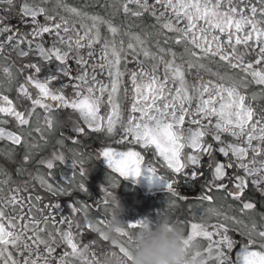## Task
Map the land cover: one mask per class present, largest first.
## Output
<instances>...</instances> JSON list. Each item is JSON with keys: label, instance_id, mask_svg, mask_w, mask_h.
<instances>
[{"label": "snow or ice", "instance_id": "6c2138e0", "mask_svg": "<svg viewBox=\"0 0 264 264\" xmlns=\"http://www.w3.org/2000/svg\"><path fill=\"white\" fill-rule=\"evenodd\" d=\"M0 5L9 13L0 16V58L11 61L0 63V141L24 149L16 173L27 177L15 183L10 173H0L6 176L0 185H14L7 193L0 187V264H72L81 245L91 248L94 261L111 247L130 260L126 244L115 245L105 235L109 197L121 177L145 174L151 182L167 181L172 198L167 208L188 200L178 190L182 182L203 180L200 221H177L189 240L206 242V264H264V211L257 208L264 199L255 198L257 193L264 198V104L257 103L264 100V0H86L82 7L67 0H0ZM97 6L111 8L109 17L86 10ZM120 13L126 20L152 22L143 28L117 24ZM204 61L221 62L231 71H212ZM52 63L62 73L41 76ZM17 73L23 76L18 84ZM253 85L259 90L249 91ZM13 90L15 99L6 94ZM69 125L74 136L62 132ZM58 129L59 147L30 170L33 149L41 147L33 133L47 145L45 132ZM91 134L110 141H102L112 170L108 186L99 204L73 199L65 215L59 211L62 198L88 195L85 165L92 156L84 140ZM15 153L13 147L6 155L14 160ZM213 192L232 202L231 212L215 206ZM209 216L214 223L204 222ZM144 223H127L122 233L127 243ZM236 233L245 238L243 248L237 247ZM86 236L93 238L85 241Z\"/></svg>", "mask_w": 264, "mask_h": 264}, {"label": "flooded vegetation", "instance_id": "af4514ba", "mask_svg": "<svg viewBox=\"0 0 264 264\" xmlns=\"http://www.w3.org/2000/svg\"><path fill=\"white\" fill-rule=\"evenodd\" d=\"M68 3L72 4L73 6L82 7L86 0H67ZM87 2L92 3L93 0H87ZM100 2L103 3H110L111 0H100ZM51 7L52 5H48ZM7 7L6 5H0V16L3 15H9V13H6L4 11V8ZM90 12H100L101 14L105 15L106 17H109V14L112 12L111 8H101L99 6L97 7H90L86 9ZM62 11V10H61ZM63 14V13H62ZM11 22L13 24L17 23L16 18L13 16ZM114 22L117 24L126 25L127 23H137L141 24V28L145 26L146 23H151L152 20L150 18H145V21L142 23L140 20H136L135 18H131L129 20H126L122 13L117 14L114 17ZM23 27L22 25H19ZM140 28H133V31H140ZM149 31L151 29H148ZM102 34L107 36L109 35L107 33L106 28H102ZM127 42V38H125ZM174 48H176L177 51H180L182 46H176L173 45ZM28 59L35 60V57H29ZM0 63H8L11 64V61H3L2 58H0ZM205 64L208 65L212 69V71H231L227 68L226 65H224L221 62L212 63L209 61H204ZM70 66L73 68V70L76 69L75 61H69ZM15 72V68L13 69ZM63 69L57 64L52 63L48 64L44 67L42 70L41 76L49 75L53 72L57 73L58 75L62 73ZM203 75H205L206 78H211L209 73L202 72ZM73 75H75V71L73 72ZM18 80L17 84L19 82L23 81V76L19 75L17 73ZM2 73H0V79H2ZM127 79V78H125ZM189 79L191 80V76H189ZM62 82L67 83L68 79L65 78L62 80ZM60 82H57L56 86L59 85ZM16 85H13V89H15ZM7 87V85H5ZM260 86L253 85L252 88L249 91H258ZM68 94H71L72 89L69 88L66 90ZM9 94L11 98L15 99L17 93L15 90ZM121 97H123V94L121 93ZM123 103V99L121 100ZM257 103L264 104V100H259ZM127 107V105H125ZM40 113L41 116V124H43V113L41 110H37ZM103 112V109H102ZM65 115V113H58L57 117L62 118ZM35 120V117H34ZM12 130H17L14 126V124L8 125ZM62 132L64 135L67 136H74L75 131L74 127L69 125L62 129ZM45 135L48 137V144L45 145L43 140H40L38 133H33L34 141L36 143H39L41 145L40 148L33 149L32 155L34 157L33 162L29 163L27 167L31 170L35 166V161H38L41 156H48L53 151L54 147H59L56 145V140L59 138V129L52 134H49L45 132ZM102 141H105V143H109L110 141L105 140V137L102 134H91L87 139L84 140V150L88 152L90 156H92L91 162L87 163L85 166L89 169L87 173V188H88V195L87 197H84L82 194H74L73 197H65L61 199L62 207L60 208V212L68 215L71 211L70 204L73 199H88L90 203L99 204L104 196L103 189L108 186V177L112 173L111 168L108 166L107 161L102 155L103 149H104V143ZM70 147H74L69 142ZM113 147L117 148V150H124L123 145L119 144H113ZM13 147L16 148V153L14 160L9 159L6 153L10 151ZM24 155V149L19 146H13L10 144V142L6 141H0V173L6 172L10 173L12 175V181L15 183H19L23 179H26V176H20L16 173V168L19 166L22 156ZM222 158V157H221ZM206 176L208 175L207 170ZM164 175L163 173L161 174ZM6 179V176L3 174H0V180ZM203 183V180L194 182L191 185H185L183 182L179 186L178 190L181 194L188 197V200L186 202L184 201H178L179 207H172L167 208V202L168 200L172 199L169 195L168 187H167V181H161V182H151L147 175H141L140 177H134L130 176L127 178L121 177L119 186L115 189H112L114 194L117 196V198L120 200L121 204L126 209L125 215H130L131 217L136 218L133 219V223L138 220L143 219H150L153 222L157 221L160 217L161 212H164L165 209H167V213L171 215L174 219H190L189 215H194L193 219L194 222H199L201 219V211L202 209L198 206L199 201L197 200V197L201 195L204 191V189L201 187V184ZM14 186L13 184L9 185H0V187H4L5 193H7L8 188ZM42 191V190H41ZM43 194V193H42ZM212 195L215 197V206L222 208L224 211H229L227 208L228 203H232L230 200L225 201L223 199V193L219 192H213ZM256 200L259 201L261 199H264L260 197V195L256 194ZM205 207H207V202H204ZM188 205H192L191 211H189ZM257 208L260 211H264V206L261 204H257ZM198 210L197 213H193V210ZM37 218H39L40 213H35ZM124 215V216H125ZM257 220L259 222V217H257ZM208 224L214 223L215 218L214 217H206L205 221ZM92 236H86L85 241L91 240ZM235 238L237 240V247L241 244H243V241L245 238L240 237L238 233L235 234ZM203 242V241H202ZM205 245L206 242H203ZM239 248V247H238ZM60 251V249H58Z\"/></svg>", "mask_w": 264, "mask_h": 264}, {"label": "clouds", "instance_id": "9594fccd", "mask_svg": "<svg viewBox=\"0 0 264 264\" xmlns=\"http://www.w3.org/2000/svg\"><path fill=\"white\" fill-rule=\"evenodd\" d=\"M109 201L105 235L115 245L125 243L131 259L111 247L94 261L91 248L81 245L72 264H206L203 242L189 240L186 227L167 212H161L155 222L145 219L141 227L132 231V241L127 243L122 236L127 229L126 209L115 194Z\"/></svg>", "mask_w": 264, "mask_h": 264}, {"label": "rangeland", "instance_id": "374dc122", "mask_svg": "<svg viewBox=\"0 0 264 264\" xmlns=\"http://www.w3.org/2000/svg\"><path fill=\"white\" fill-rule=\"evenodd\" d=\"M197 211L198 210H193V213L195 212V213H197ZM201 213H202V211H201ZM200 213V214H201ZM189 215V220H193L194 221V219H193V217H194V215H190V214H188ZM124 219H125V221L127 222V223H133V219L135 220L136 218H134V217H131L130 215H125L124 216Z\"/></svg>", "mask_w": 264, "mask_h": 264}, {"label": "water", "instance_id": "95a60500", "mask_svg": "<svg viewBox=\"0 0 264 264\" xmlns=\"http://www.w3.org/2000/svg\"><path fill=\"white\" fill-rule=\"evenodd\" d=\"M243 246H244V244H241V245H239L238 247V249H240V248H243Z\"/></svg>", "mask_w": 264, "mask_h": 264}]
</instances>
